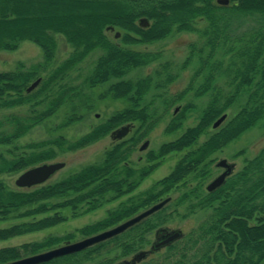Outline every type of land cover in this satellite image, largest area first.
<instances>
[{
	"label": "trees",
	"instance_id": "trees-1",
	"mask_svg": "<svg viewBox=\"0 0 264 264\" xmlns=\"http://www.w3.org/2000/svg\"><path fill=\"white\" fill-rule=\"evenodd\" d=\"M142 16L153 21L147 29L137 22ZM109 24L125 31L121 39L124 44L109 38L105 32ZM174 31L197 34V39L188 44L189 54L182 68L195 59L197 64L185 88L168 94V85L178 76L169 72L170 61H161L162 52L138 51L125 44L158 40ZM56 33L63 34L73 49L51 68L57 50ZM23 40L38 44L43 58L30 66L19 61L13 69L0 70V175L41 164L59 152L83 148L125 122L140 125L127 146L114 142L100 161L58 180L12 188L0 177V221L15 220L0 227V240L64 222L68 219L62 211L65 208L78 216L130 194L167 154L185 153L168 175L130 195L97 221L63 235L49 234L0 247V263L60 245L74 239L77 232L88 236L105 230L156 203L179 185H187L192 177L196 183L124 232L38 264H112L149 244V234L156 228L199 211H205L206 216L185 236L136 264H264V147L254 157L246 158L243 167L222 185L212 191L204 189L214 153L264 119V0H0V49L15 50ZM96 49L102 53L82 82L66 81ZM158 61L152 74L127 76ZM39 78V84L29 91ZM106 82H110L107 93L99 97L108 94L127 99L129 106L76 139L58 135L16 144L65 103L71 104L72 110L58 126L80 119L79 107L92 106L85 88ZM191 92L197 97L208 95L197 122L175 139L150 149L147 163L135 166L129 160L134 146ZM242 97V106L228 116L227 110ZM196 108L192 100L185 102L172 114L165 131L180 129ZM8 109L17 110L5 112ZM224 113L226 119L214 128L213 123ZM206 133L207 138L196 145Z\"/></svg>",
	"mask_w": 264,
	"mask_h": 264
},
{
	"label": "rangeland",
	"instance_id": "rangeland-1",
	"mask_svg": "<svg viewBox=\"0 0 264 264\" xmlns=\"http://www.w3.org/2000/svg\"><path fill=\"white\" fill-rule=\"evenodd\" d=\"M203 24L204 21L201 22V25ZM55 36L57 39V50H56L55 58L51 64V68L59 64L63 59H65L73 49L72 45L66 40L63 34L56 33ZM196 39H197L196 33L188 32V31H174L169 36H167V38L164 41L149 46V49L162 50L164 52V56L162 57L161 61H167V60L170 61L171 66L169 72L178 75L177 78L168 85L167 88L168 94L176 93L182 90L189 83V80L197 64L196 59L185 68H182V64L184 63L187 55L189 54L188 44ZM101 53L102 51L99 49L92 51L77 68L73 69L69 73L68 77L66 78V81L75 84L81 83L84 77L86 76V74L90 72L94 61ZM42 58H43V50L38 44L30 40H23L20 46L15 50L0 49V70L13 69L17 66L19 61H23L26 66H30L32 63H35L41 60ZM157 67H158V63H152L148 66L140 67L132 70L127 76L130 78H136L139 76L146 75L148 73L152 74L155 72ZM109 83L110 82H106L92 88H85V91L89 93L88 104H91L92 106L90 108H84L83 106L79 107L77 113L81 115L80 119L74 121L73 123L67 126H63V127L58 126L59 123L72 110L71 104L65 103L59 108V110L55 114L45 119L41 123L35 125L30 131H28L25 135L20 137L16 141V144L22 145L24 143H28L31 141L44 140L47 138L56 137L58 135H63L71 140L76 139L79 136L83 135L84 133L88 132L95 124L108 118L115 111L123 109L126 106H129L130 103L127 99L112 98L108 94H106L104 97L101 98L99 97L101 94L107 93L106 91L109 86ZM78 99L79 98H77L76 100L77 102ZM188 100H192L193 102H195L197 108L189 113L187 119L185 120L183 126L180 129L170 133L166 132L165 127L168 121L170 120L172 114L175 112V109L176 108L181 109L182 105ZM207 100H208V95L197 97L194 95L193 92H191L186 96L185 99L172 106L171 110L164 116V118L159 122V124L148 135L147 139H149L148 142L149 144L147 150L152 148H158L163 142L175 139L183 132V130L187 126L194 125L198 120L200 110L206 104ZM243 102H244V97L240 98L239 101L234 106L229 108L227 110L228 116L234 114L242 106ZM16 110L17 109H8L5 112H13ZM1 113L2 112H0V115ZM111 135L112 134H108L102 137L101 139L74 151L59 152L55 158L46 161V162H53V161L65 162V165L59 170H57L46 182H52L58 180L59 178H62L67 174L80 169L82 166L86 164L100 161L103 158L105 149L113 144L112 142L114 140H113V136ZM207 136H208L207 133L202 134L201 137L198 139V143L196 145L204 141L207 138ZM262 147H264V119L258 125L252 127L251 129L244 132L237 139L233 140L224 149L214 153L213 155L214 161L212 163L214 172L207 180V183L209 182L210 179H212L221 171V168L216 166V162L218 160L222 158H227L230 162H236L237 164L236 169L239 170L244 164L245 157L248 158L254 157L261 150ZM146 151L145 150L140 151L137 149L134 152L133 159L136 162L133 163L135 164V166H139L146 163V159H145ZM184 153L185 151L171 152L167 154L165 157H163V159H161V164H159V166L154 171H152L145 179H143L142 182L139 184V186L132 193L125 194L111 201H107L104 204L97 207L96 209L91 210L87 213L80 214L78 216H72L71 209L65 208L62 211L65 215H68V219L66 221L61 222L53 227L44 230L14 236L9 239L0 240V247L7 245H17L25 241L39 240L49 234L63 235L65 233L75 231L76 229L81 228L86 224L97 221L98 219L104 217L109 210L118 207L121 202L126 201L130 195H134L136 193L148 189L150 186L154 184L155 181L168 175L173 170L177 162L182 158ZM140 156L142 158L141 161H139ZM21 172L22 171L16 173H4L0 175V177L4 179L10 187L19 188V186L16 184V179ZM194 183H196V180L192 179V177H189L187 180V185L184 184L179 185V187L171 191L169 194L164 195L163 197H161V199H164L167 196H171L170 201H172V199L178 196L183 190H185L188 185L190 186L193 185ZM139 212L135 213V215L138 214ZM206 214L207 213L205 211H199L187 218L181 219V217L178 216L175 219L168 222L165 226L169 227L171 231L175 229H182L183 231H189L193 226H196L197 223L200 222L206 216ZM14 221L15 220L0 221V227L7 226ZM84 237L87 236L81 235L80 233L77 232L75 238L69 241L80 240ZM149 238L151 239V242L147 244L143 249L150 248V244L154 240L158 239L156 230H154L153 233L149 234ZM66 242L67 241L63 242L62 244ZM164 249L165 247L160 248L158 250L163 251ZM137 253L138 252L131 254L130 255L131 258H133ZM153 253L152 252L148 253L147 257H151ZM130 256L123 257L120 259H115L114 262H119L124 258L128 259L130 258ZM145 258L146 257H144L143 259Z\"/></svg>",
	"mask_w": 264,
	"mask_h": 264
},
{
	"label": "water",
	"instance_id": "water-1",
	"mask_svg": "<svg viewBox=\"0 0 264 264\" xmlns=\"http://www.w3.org/2000/svg\"><path fill=\"white\" fill-rule=\"evenodd\" d=\"M226 2L227 0H221V2ZM40 78L35 80L29 87L28 90H32L34 87H36L39 82ZM227 117V113L222 114L214 123L213 127H218ZM129 131V126L124 125L122 127H118L114 129L111 134L114 139L121 138L127 132ZM148 144V141H146L142 148H144ZM65 165L64 161H53V162H43L38 165L31 166L25 170H23L19 176L16 179V184L21 188H30L32 186L45 183L49 178L60 168H62ZM219 166L226 167V170L221 173L219 176H217L209 185L208 189L214 190L220 185H222L225 181L226 176L230 173V170L232 168V164L227 162V159H221L218 161ZM171 200V196H167L164 199H161L160 201L154 203L150 207L140 211L138 214L120 222L119 224L107 228L103 231H100L98 233H95L93 235L84 237L80 240L76 241H67L64 244H60L58 246L52 247L50 249L31 254L25 257H21L19 259H15L12 261L3 262L0 264H38L44 261L51 260L52 258L59 257L65 254L73 253L80 251L82 249H85L91 245H94L100 241H103L105 239H108L116 234H119L123 231H125L130 226L136 224L137 222L141 221L142 219L146 218L147 216L153 214L157 210L161 209L165 204H167ZM163 231H166L165 228H162ZM181 234L180 229H175L172 231L167 232L166 238L161 241L159 244H165L167 242H170L171 240H174L175 238L179 237ZM147 252L146 251H140L138 252L131 260H122L117 262L116 264H131L132 262H135L137 260L142 259V257L145 256Z\"/></svg>",
	"mask_w": 264,
	"mask_h": 264
},
{
	"label": "flooded vegetation",
	"instance_id": "flooded-vegetation-1",
	"mask_svg": "<svg viewBox=\"0 0 264 264\" xmlns=\"http://www.w3.org/2000/svg\"><path fill=\"white\" fill-rule=\"evenodd\" d=\"M219 2H221V0H218ZM222 2H224V1H222ZM226 2H229V0H227ZM137 22H138V24H139V26H141L142 27V29H147V28H149L151 25H152V20L151 19H149L148 17H145V16H142V17H139L138 18V20H137ZM105 32L108 34V36H109V38L113 41V42H115V43H117V44H119V45H122V44H124L123 43V41L121 40L122 39V37H123V33L125 32V31H123V30H121L120 28H117L115 25H112V24H109V25H106V28H105ZM131 36L132 37H136V38H139V36L137 37L136 36V34H134V33H131ZM167 37H164V38H161V39H158V40H154V41H150V42H143V41H138V42H128V43H126L125 45H127V47H129V48H131V49H135V50H138V51H153V52H157V51H159V52H162V54H161V56H160V58L162 59V57L164 56V52L162 51V50H156V49H149V46H151V45H155L156 43H160L161 41H164L165 39H166ZM155 63H158L159 64V61L158 62H155ZM130 103V102H129ZM127 107V106H126ZM126 107H124V108H126ZM123 108V109H124ZM177 110H179V108L177 109H175V111H177ZM124 125H128L129 126V131L127 132V134H125L123 137H121V138H117V139H114L113 138V142L112 143H114V142H122V144H123V146L125 147V146H127L128 145V143H126V142H128V140H129V138L131 137V135H133V131H135L138 127H139V125H140V123L139 122H125V123H123V124H121L119 127H122V126H124ZM111 134V133H110ZM112 136V135H111ZM148 137V136H147ZM147 137H145V138H143L141 141H139V143L137 144V145H135L134 146V150L132 151V153H131V155H130V157H129V160H131L132 162H136L134 159H133V154H134V152L138 149V150H140V151H143V150H147V148H148V144L144 147V148H142V145L146 142V141H148L149 142V139H147ZM150 150V149H149ZM149 150H147L146 151V153L149 151ZM146 153H145V159H146V163H147V157H146ZM246 158H248V157H245V159ZM222 159H224V158H222ZM225 159H227V158H225ZM244 159V160H245ZM142 160V158H141V156H140V158H139V161H141ZM221 160V159H220ZM220 160H218V161H220ZM218 161L216 162V166H218L219 168H221V171L216 175V176H214L212 179H210L209 180V182L207 183V180L210 178V176L213 174V170H214V168L212 167V170L209 172V175H207V177H206V180H205V184H204V189L206 190V191H210L209 189H208V185L217 177V176H219L221 173H223L225 170H226V167H224V166H219L218 165ZM227 162L228 163H230V164H232V168H231V170H230V173L226 176V178H225V181L227 180V178L229 177V176H231V175H233V174H235L238 170L236 169V166H237V164H236V162H230L228 159H227ZM244 165V164H243ZM140 166V165H139ZM243 167V166H242ZM224 181V182H225ZM212 191V190H211ZM195 214V213H194ZM135 215V214H134ZM134 215H132V216H134ZM192 214H190L189 216H191ZM131 216V217H132ZM189 216H187V217H189ZM187 217H184V218H187ZM128 218H130V217H128ZM127 218V219H128ZM126 220V219H125ZM124 221V220H123ZM138 223V222H137ZM197 224H199V222L197 223ZM133 226V225H132ZM131 227V226H130ZM193 227H195V226H193ZM162 228H165V230L166 231H163L162 230ZM128 229V228H127ZM126 229V230H127ZM192 229V228H191ZM190 229V230H191ZM156 230V232H157V238L158 239H156V240H154L151 244H150V248H145V249H139V251H137V252H140V251H146L147 253L145 254V256L144 257H146L147 258V256H148V253H153V252H155V251H157L158 249H160V248H164V247H166V246H168L169 244H171L173 241H175V240H177L178 238H181V237H183V236H185V234L186 233H188L189 231H183L182 229H180L181 230V234H180V236L179 237H177V238H175L174 240H171L170 242H167V243H165V244H159V245H157L158 243H160L161 241H163L165 238H166V236H167V232H169V231H171L170 230V228L169 227H167V226H165V225H162V226H160V227H158V228H156L155 229ZM124 232V231H123ZM136 253V252H135ZM144 257H142V259L144 258ZM132 258H131V256H130V258H128V259H126V258H124V259H122V260H131ZM142 259H140V260H137V261H135V262H132L131 264H136V263H139ZM121 260V261H122ZM117 262H114V263H112V264H116Z\"/></svg>",
	"mask_w": 264,
	"mask_h": 264
}]
</instances>
